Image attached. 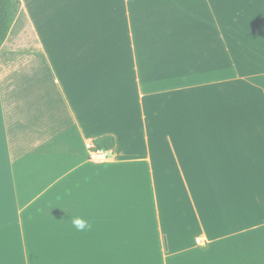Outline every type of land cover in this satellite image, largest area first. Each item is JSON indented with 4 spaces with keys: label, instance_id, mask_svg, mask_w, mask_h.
Wrapping results in <instances>:
<instances>
[{
    "label": "crops",
    "instance_id": "obj_1",
    "mask_svg": "<svg viewBox=\"0 0 264 264\" xmlns=\"http://www.w3.org/2000/svg\"><path fill=\"white\" fill-rule=\"evenodd\" d=\"M21 3L0 264H264V0Z\"/></svg>",
    "mask_w": 264,
    "mask_h": 264
},
{
    "label": "trees",
    "instance_id": "obj_2",
    "mask_svg": "<svg viewBox=\"0 0 264 264\" xmlns=\"http://www.w3.org/2000/svg\"><path fill=\"white\" fill-rule=\"evenodd\" d=\"M22 16L21 0H0V50ZM115 147V137L104 136L93 141L92 151L111 152Z\"/></svg>",
    "mask_w": 264,
    "mask_h": 264
},
{
    "label": "clouds",
    "instance_id": "obj_3",
    "mask_svg": "<svg viewBox=\"0 0 264 264\" xmlns=\"http://www.w3.org/2000/svg\"><path fill=\"white\" fill-rule=\"evenodd\" d=\"M72 224L78 231H84L85 229H89L91 227L88 221L82 217H74L72 219Z\"/></svg>",
    "mask_w": 264,
    "mask_h": 264
},
{
    "label": "built area",
    "instance_id": "obj_4",
    "mask_svg": "<svg viewBox=\"0 0 264 264\" xmlns=\"http://www.w3.org/2000/svg\"><path fill=\"white\" fill-rule=\"evenodd\" d=\"M93 157L96 158L97 160H103L107 156V152L105 151H93ZM198 243L201 244L200 239H198Z\"/></svg>",
    "mask_w": 264,
    "mask_h": 264
},
{
    "label": "rangeland",
    "instance_id": "obj_5",
    "mask_svg": "<svg viewBox=\"0 0 264 264\" xmlns=\"http://www.w3.org/2000/svg\"><path fill=\"white\" fill-rule=\"evenodd\" d=\"M24 20V19H23Z\"/></svg>",
    "mask_w": 264,
    "mask_h": 264
}]
</instances>
